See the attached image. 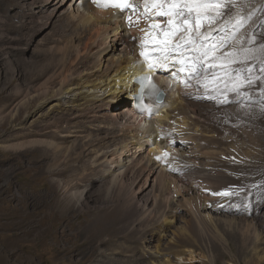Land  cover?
<instances>
[{
	"label": "bare ground",
	"instance_id": "obj_1",
	"mask_svg": "<svg viewBox=\"0 0 264 264\" xmlns=\"http://www.w3.org/2000/svg\"><path fill=\"white\" fill-rule=\"evenodd\" d=\"M17 2L27 7L31 31L47 32L23 67L27 83L18 87L11 118L20 107L32 101L36 105L19 123L18 141L4 147H37L51 172L73 167L78 176L73 181L64 184L55 178L73 210L94 209L85 201L94 185L108 191L124 188L121 204L135 208L128 227L132 238L142 239L143 248L147 239L155 243L145 244L151 249L145 258L109 264H194L192 246L205 224L213 243L203 252L208 264H214L215 242H222L217 221L227 220V197L221 193H228L235 181L224 161L247 159L248 152L238 144L245 139L255 143L251 131L217 121L232 101L221 79L228 62L223 57L229 52L237 57L244 49L235 43L237 19L220 17L201 28L205 32L211 27L206 47L225 43L207 57L206 73L190 74L187 67L180 71L179 53L161 61L148 30L154 23L164 28L166 18L156 16L154 9L149 11L152 19L145 17L143 0H130L131 7L124 10L101 7L94 0ZM238 5L236 0L233 13ZM14 37L0 39L4 55L17 45ZM194 55L188 46L184 56ZM149 60L167 67L149 68ZM144 68L156 72L153 78L163 99L139 110L132 95L138 87L134 79ZM144 190L148 197L136 202V194ZM46 231L50 233L49 227ZM253 241L257 245L250 246L246 262L264 264L262 241Z\"/></svg>",
	"mask_w": 264,
	"mask_h": 264
},
{
	"label": "rangeland",
	"instance_id": "obj_2",
	"mask_svg": "<svg viewBox=\"0 0 264 264\" xmlns=\"http://www.w3.org/2000/svg\"><path fill=\"white\" fill-rule=\"evenodd\" d=\"M238 1V10L233 13L229 4L220 19H239L235 43L253 51L247 59L242 53L234 63L223 66L224 93L232 101L217 121L251 131L255 143L245 139L238 144L248 152L247 159L224 161L235 181L225 195L227 220L217 221L222 242H215L214 264H247L250 246L257 245L253 238L258 237L264 247V0ZM26 9L23 2L0 0V39L8 34L17 42L4 55L0 40V264H109L113 259L131 263L145 258L151 251L145 244L152 247L155 241H143V248L142 239L132 238L128 227L135 208L121 204L123 187L108 191L94 185L85 200L94 209L89 213L73 210L55 181L58 177L68 184L77 178L73 167L51 172L48 159L37 147H4L18 141L19 123L36 105L32 101L20 107L11 118L18 87L27 83L23 67L33 58V49L45 42L47 32L31 31L33 22ZM147 197V190L137 193L136 202ZM201 230L192 246L196 249L194 264H208L203 251L213 243L207 235L208 225Z\"/></svg>",
	"mask_w": 264,
	"mask_h": 264
},
{
	"label": "snow or ice",
	"instance_id": "obj_3",
	"mask_svg": "<svg viewBox=\"0 0 264 264\" xmlns=\"http://www.w3.org/2000/svg\"><path fill=\"white\" fill-rule=\"evenodd\" d=\"M111 4L113 7H118L121 10L131 7L130 0H105L103 6L107 7ZM236 5V0H143V15L148 19H152L149 15L150 9L155 10V15L165 17V27L161 28L160 24L154 23L150 25L148 30L152 37V42L155 43L157 51L160 53L161 61L168 60L173 53H179L180 59L177 61L181 65L180 71H187L190 74H198L207 72L204 67V62L210 53H213L218 47L225 42L223 40L214 43L211 47H206V41L211 39V27L208 31L201 32V28L205 25H211L224 14V9L229 5ZM139 7V5H137ZM239 23L240 20L238 19ZM131 26V24H130ZM142 31H145L142 29ZM159 32V39L156 38V33ZM200 43H197V42ZM188 46H191L196 55L192 57L184 56V51ZM144 47V44H141ZM264 50V45L261 46ZM245 54V59L253 50L242 49ZM141 56H145V52L141 51ZM219 60L221 57H215ZM223 59H227L228 63H234L237 59L235 53H227ZM149 68H164L167 65L163 62L154 63L151 60L148 62ZM208 67H215L214 64H209ZM251 71V69H249ZM175 75V74H174ZM146 80L151 82L150 77ZM155 88V85H151ZM233 91L236 90L234 87ZM228 195V193H221Z\"/></svg>",
	"mask_w": 264,
	"mask_h": 264
}]
</instances>
